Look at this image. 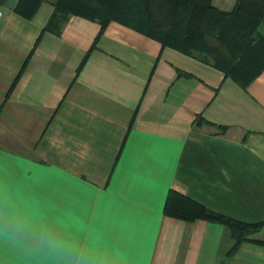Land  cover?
Masks as SVG:
<instances>
[{"label": "crops", "instance_id": "0c3cea01", "mask_svg": "<svg viewBox=\"0 0 264 264\" xmlns=\"http://www.w3.org/2000/svg\"><path fill=\"white\" fill-rule=\"evenodd\" d=\"M58 1L0 0V264H264V68L243 86L118 21L56 34ZM171 193L260 229L232 251Z\"/></svg>", "mask_w": 264, "mask_h": 264}, {"label": "trees", "instance_id": "16d2710c", "mask_svg": "<svg viewBox=\"0 0 264 264\" xmlns=\"http://www.w3.org/2000/svg\"><path fill=\"white\" fill-rule=\"evenodd\" d=\"M39 2L33 0V7ZM31 9H24L21 3L17 7L26 16H31ZM73 14L99 21L101 32L111 21H118L163 46L220 68L243 86L264 68V38L257 34L264 19V0H238L232 12L217 9L213 0H59L45 30L60 34ZM179 76L191 74L179 71ZM219 127L225 133L228 126ZM174 197L178 203L172 204ZM166 209L181 218H204L229 225L236 239L232 251L243 240L251 239L261 225L234 220L174 193Z\"/></svg>", "mask_w": 264, "mask_h": 264}, {"label": "built area", "instance_id": "2783aa9c", "mask_svg": "<svg viewBox=\"0 0 264 264\" xmlns=\"http://www.w3.org/2000/svg\"><path fill=\"white\" fill-rule=\"evenodd\" d=\"M1 15H2V11L0 10V17H1Z\"/></svg>", "mask_w": 264, "mask_h": 264}]
</instances>
